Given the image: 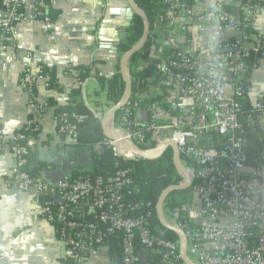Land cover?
Instances as JSON below:
<instances>
[{
    "label": "built area",
    "instance_id": "built-area-1",
    "mask_svg": "<svg viewBox=\"0 0 264 264\" xmlns=\"http://www.w3.org/2000/svg\"><path fill=\"white\" fill-rule=\"evenodd\" d=\"M187 1L163 0L165 10L156 16L154 31L149 38L154 46L156 40L153 36L159 34L167 49L162 59L156 62L153 78L148 81L159 76L166 91L179 90L192 100L184 115L186 124L158 126L151 109L146 123L136 122L133 113L144 102L142 92L135 95V100L129 98L114 121L120 140L154 152L167 143L173 144L179 156L194 166L195 183L190 191L200 197V215L209 223L194 228L185 223L176 224L175 229L185 239L186 248L180 237L178 241H170L152 234L147 218L124 217L123 191L131 185L128 170H118L106 178L63 177L49 186L26 171L32 140L22 134L23 130L6 132L0 129V153L7 147L14 158L10 176L0 178V189L34 190L42 217L55 228L57 239L75 264H84L86 252L104 247L117 233L121 234L120 264L140 263L137 243L143 249L156 251L160 256L158 264H175L179 260L183 264H264L263 196L258 173H245L247 157L240 124L248 60L250 54L258 50L253 44V36L244 27L250 26L251 20L263 11L264 0H241L240 16H233L218 6L216 18L220 30L233 35L220 42L219 55L225 62V80L217 91L212 90L207 65L199 52L185 51L178 46L173 26ZM53 4L43 0H0V55L8 49L24 50L25 44L17 40V26L31 21L49 25V11ZM207 14L208 10L204 11L197 23H202ZM162 24L166 29H161ZM24 58L30 60L31 53L26 52ZM38 81H44L45 88L50 87L41 66L25 63L19 85L30 97L31 106ZM83 120V116L74 112L55 116L58 134L75 141L77 126ZM257 120L264 121L262 99L252 106L246 124L251 126ZM30 126L31 123L25 129ZM160 132L166 136L164 144L161 139H156ZM146 134L156 142L153 149L146 143ZM209 136L222 139L221 146H207L203 141ZM192 252L194 261L189 258Z\"/></svg>",
    "mask_w": 264,
    "mask_h": 264
},
{
    "label": "crops",
    "instance_id": "crops-1",
    "mask_svg": "<svg viewBox=\"0 0 264 264\" xmlns=\"http://www.w3.org/2000/svg\"><path fill=\"white\" fill-rule=\"evenodd\" d=\"M43 1L54 3L49 16L55 13L56 17L53 20L50 17L49 25L41 21L19 24L17 40L25 44V49L22 51L8 49L0 55V129L16 132L25 129L31 123L29 138L32 140V145L26 169L28 174L32 172L33 176L30 174L32 177L52 186L63 177L88 171L94 162V156L102 150V146L99 145L79 147L75 141L58 134L55 122L56 111L82 102L87 108L97 112L103 122L105 133L118 138L119 131L114 124L115 113L112 116L107 115L121 102L126 91L124 81L129 84L131 82L129 71H139L150 62H159L166 52L167 45L164 39L157 38L155 45L151 47L148 59L137 57L131 63L130 58L122 63L127 53H123L119 46L124 41L126 29L133 18L128 19L121 12L129 9V0ZM209 2L210 0L193 1L178 15L173 29L181 49L195 51L190 28L193 24H197L198 17L208 10ZM214 2L217 6L230 10L233 16L242 14L241 0H214ZM249 27L253 33V44L259 40L264 46V9L251 20ZM232 35L220 30V42L231 39ZM26 52L31 53L30 60H25ZM25 63L41 66L42 74L50 83L48 89L45 88L44 81L35 84L33 106L30 104V97L19 85V77ZM76 66L92 67L86 81L80 82L76 79L73 70ZM117 74H120L124 80L125 89L122 98L115 104L108 100L107 91L100 87L98 78L107 81ZM246 82L243 100L252 108L255 102L264 100V51L255 60L254 68L247 73ZM141 96L144 99V106L133 113L136 122L146 123L151 109L156 116L158 126L186 124L184 115L192 105V100L182 95L179 90L166 91V85L160 78L150 81ZM254 125L258 139L264 141V121L257 120ZM161 136L164 139H161ZM158 138L163 144L166 142L164 133L160 132L156 139ZM105 139L107 140L106 137ZM212 139L209 136L203 142L207 146H212ZM105 143L111 145L108 140ZM117 149L118 154L125 158L137 157L123 148ZM178 164L181 174L190 185L194 170L190 171L186 161H182L181 157ZM13 165L14 158L5 147L0 153V178H8ZM253 171H255L253 168L247 167L245 173L248 175ZM258 176H260L264 206V154L263 166ZM181 184L183 185V181ZM175 198L182 204L181 209L188 224L198 227L209 223L200 215L201 200L198 195L187 191ZM161 220L163 223L161 224L159 220V228H157L159 234L162 235L166 230L171 229L176 231V223L165 212L163 204ZM113 238L115 236L104 247L86 252L83 255L84 264H120L121 241L116 247V243L111 241ZM187 249H190L188 244ZM148 252L143 251L142 254ZM191 256L194 258L195 254L192 252ZM67 260L75 264L73 257L57 239L55 228L42 217L41 209L35 201V191L0 189V264H66ZM140 260L144 264L145 262L149 264L147 257H142Z\"/></svg>",
    "mask_w": 264,
    "mask_h": 264
},
{
    "label": "trees",
    "instance_id": "trees-1",
    "mask_svg": "<svg viewBox=\"0 0 264 264\" xmlns=\"http://www.w3.org/2000/svg\"><path fill=\"white\" fill-rule=\"evenodd\" d=\"M133 3L147 19L149 23V35L142 50L131 57V63L137 57L148 59L152 47L149 36L154 31L155 18L156 16L162 15L165 10L163 0H133ZM192 3V0L186 2L187 5H191ZM226 10L228 12L230 11L228 9ZM50 17L51 20H53L56 17V14L54 13ZM161 29H166L163 24L161 25ZM244 29L248 34H251L253 36V33L249 26L244 27ZM143 32L144 24L142 20L137 16L133 17L131 24L126 29V37L120 44L119 49L123 53H128L129 51H131L135 44L141 40ZM161 33L164 32L161 31ZM153 37L155 40L157 38H162L159 34H154ZM255 45L258 47V50L257 52H253L250 54L248 60V73H250V71L254 68L255 60H257L261 53L264 51V46L260 43L259 40L256 41ZM149 64L143 66L139 71H129V75L131 77V100H135V95L141 93L144 89H146L147 85L149 84L148 81L153 78L152 75L154 73L156 62H150ZM73 70L76 73V79L80 82H84L88 79L92 67L76 66L75 68H73ZM158 78L159 76H154V79ZM98 81L100 83V87L102 89H106L108 100L112 103L117 104L122 98L125 89L120 74L115 75L107 81L106 79L99 77ZM135 82H137L138 84H136ZM245 86L247 87V82L245 83ZM142 106H144L143 103L141 107ZM241 109V137L245 141L244 151L247 157L246 166L253 168L256 172L259 173L263 166L264 141L258 139L254 130V124L251 126L246 124V117L251 108L244 100L241 101ZM65 112H74L84 117L83 122L77 126V136L75 139V144L77 146L93 147L99 145L102 146L103 149L99 154H96L94 156V162L88 171L72 174L69 178L75 179L79 177L83 178L86 176L89 179H94L96 177L106 178L113 175L118 170H128L129 178L131 179V185L123 191L122 201L124 204V217L130 219L145 217L147 218V222L152 234L160 235L170 241H178L179 236L174 231L166 230L161 235L157 230V228H159V219L156 212V205L161 192L169 187H178L183 181L182 177L179 175L175 168L172 148L165 149L156 159H144L141 157H135L133 159L125 158L124 156L115 153L113 146H111L109 143H105L107 142V140L103 135V131L101 128V119L97 115V112L90 110L84 105V103L81 102L76 103L75 105H69L67 107L59 108L56 111L55 116ZM119 114L120 111L115 113L114 121L119 116ZM22 134L30 137L31 130L23 129ZM211 137L213 138L212 147L219 148L223 140L219 139L217 136ZM145 140L146 143H149V148L153 149L155 147L156 142L152 140L149 134H146ZM138 149L146 150L148 148L139 146ZM29 160L30 156L28 158V162ZM181 160L186 161L188 169L190 171L194 170V166L188 160H185L182 157ZM29 174L33 176L32 172H29ZM194 183L195 181L193 179L188 187L168 193L163 200V209H165L166 212L174 219L175 223H185L189 228H194V226L187 223L185 214L181 209L182 204L178 202L177 198L175 197L180 196L187 191H190V188ZM111 241H114L117 247L119 245V241H121V234L117 233L115 235V238H113ZM143 251L145 250L137 243L136 252L140 256V258L147 257L149 259L147 263L158 264L160 256L156 251H149L148 253L142 254ZM71 263V260H67L66 262V264ZM175 264H183V262L182 260H179Z\"/></svg>",
    "mask_w": 264,
    "mask_h": 264
},
{
    "label": "water",
    "instance_id": "water-1",
    "mask_svg": "<svg viewBox=\"0 0 264 264\" xmlns=\"http://www.w3.org/2000/svg\"><path fill=\"white\" fill-rule=\"evenodd\" d=\"M117 14H120L119 11H116ZM121 14L126 15L128 19H132L133 17L137 16L139 17L143 24H144V32H143V36L139 42V44L135 47L132 48L131 51H129L127 54H125L124 58H123V62H126L128 59H130L133 55H135L136 53L140 52L144 46V44L147 41L148 35H149V23L147 21V19L144 17V15L142 14V12L137 9V7L134 5L132 0H129V9H127L125 12L122 11ZM124 81V80H123ZM125 86H126V91L125 94L121 100L120 103L117 104V106H115L107 116H112L114 113L120 111L128 102L130 95H131V85L129 83H127L126 81H124ZM101 128L103 131L104 136L107 138V140L111 143V145H114V152L118 153V149L117 148H123L126 151L130 152L131 154L137 156V157H141L144 159H156L158 158L161 153L167 149V148H172L173 150V160H174V165L175 168L177 170V172L179 173V175L182 177L183 180V185L182 186H178V187H169L165 190H163L160 194V197L158 199L157 205H156V212L158 215V219L160 220V223L162 224V220H161V211H162V204H163V200L165 198V195H167L170 192L176 191V190H180V189H184L186 188L189 184L187 182V179L181 174L180 169H179V164L178 161L180 159L179 153L177 151V148L170 143L165 144L160 150L154 152V151H150V150H140L135 146H132L122 140H120L119 138H114L109 136L108 134L105 133V131L103 130V122H101ZM103 150V149H102ZM101 150V151H102ZM126 158L128 159H132L133 156H126ZM169 229V228H167ZM173 231V229H171ZM180 238L183 239V243L185 245L186 248V241L183 238L182 234L180 232H178L177 230L174 231ZM145 251H149L147 249H144ZM182 258L183 260L185 259V251L183 250L182 252ZM140 263H143L142 261H140Z\"/></svg>",
    "mask_w": 264,
    "mask_h": 264
},
{
    "label": "clouds",
    "instance_id": "clouds-1",
    "mask_svg": "<svg viewBox=\"0 0 264 264\" xmlns=\"http://www.w3.org/2000/svg\"><path fill=\"white\" fill-rule=\"evenodd\" d=\"M218 11L219 8L214 0H210L208 14L203 22L193 24L190 28L193 50L198 51L205 60L213 91H217L225 80V62L219 55L220 24L219 19L216 18Z\"/></svg>",
    "mask_w": 264,
    "mask_h": 264
},
{
    "label": "rangeland",
    "instance_id": "rangeland-1",
    "mask_svg": "<svg viewBox=\"0 0 264 264\" xmlns=\"http://www.w3.org/2000/svg\"><path fill=\"white\" fill-rule=\"evenodd\" d=\"M161 139H164V138L161 137ZM165 196H166V195H165ZM164 210H165V209H164ZM165 212H166V210H165ZM189 258H190L191 261H194V258H192L191 255L189 256Z\"/></svg>",
    "mask_w": 264,
    "mask_h": 264
},
{
    "label": "bare ground",
    "instance_id": "bare-ground-1",
    "mask_svg": "<svg viewBox=\"0 0 264 264\" xmlns=\"http://www.w3.org/2000/svg\"><path fill=\"white\" fill-rule=\"evenodd\" d=\"M149 65H151V64H149ZM135 73H137V72H135ZM119 138V137H118Z\"/></svg>",
    "mask_w": 264,
    "mask_h": 264
}]
</instances>
